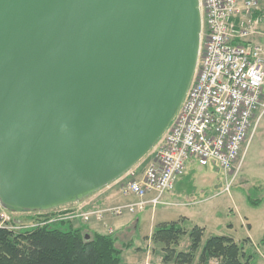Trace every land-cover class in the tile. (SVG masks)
<instances>
[{
  "label": "water",
  "instance_id": "water-1",
  "mask_svg": "<svg viewBox=\"0 0 264 264\" xmlns=\"http://www.w3.org/2000/svg\"><path fill=\"white\" fill-rule=\"evenodd\" d=\"M199 0H0V206L78 202L133 167L192 80Z\"/></svg>",
  "mask_w": 264,
  "mask_h": 264
},
{
  "label": "built area",
  "instance_id": "built-area-1",
  "mask_svg": "<svg viewBox=\"0 0 264 264\" xmlns=\"http://www.w3.org/2000/svg\"><path fill=\"white\" fill-rule=\"evenodd\" d=\"M199 7L200 46L187 92L153 146V159L121 187L137 199L94 210L44 211L51 213L47 222L87 221L106 211L118 215L155 206L193 161L200 166L213 161L227 172L235 167L257 113L264 111V46L250 40L260 33L264 10L260 0H199ZM10 213L0 206V228L34 225H22Z\"/></svg>",
  "mask_w": 264,
  "mask_h": 264
},
{
  "label": "rangeland",
  "instance_id": "rangeland-1",
  "mask_svg": "<svg viewBox=\"0 0 264 264\" xmlns=\"http://www.w3.org/2000/svg\"><path fill=\"white\" fill-rule=\"evenodd\" d=\"M263 34L264 24L252 41L264 46ZM262 36L263 41H260ZM256 117L242 147L239 161L231 171L223 170L213 161L205 166L193 161L187 166L185 176L178 180L173 190L165 192L155 206L147 204L141 211H124L118 215L108 211L103 214L101 218L106 216L107 225L114 226L107 232L117 238V246L120 247L125 242L132 245L125 249L129 250L127 255L131 254L133 257L127 259L125 254L122 264H174L163 261V244L155 242L151 235L158 224L179 219L186 229L195 224L204 227L202 242L210 235L230 236L237 243H243L249 237L254 246L248 245V241H245V246L256 253L252 262L264 264V244L260 243L264 235V111L258 112ZM152 149L109 184L113 183V188L120 189L132 178L131 172L139 176L148 164ZM119 193L120 197L123 196L120 204L137 199L135 195L124 194L122 190ZM248 196L258 200L259 205L250 204ZM70 204L72 203L48 211L55 214L68 212L73 210L69 208ZM11 218L22 225L29 223L26 220L28 215L21 213H12ZM77 220L80 219L73 222ZM189 244V236L183 234L175 249L186 251ZM208 264L217 262L212 259Z\"/></svg>",
  "mask_w": 264,
  "mask_h": 264
},
{
  "label": "trees",
  "instance_id": "trees-1",
  "mask_svg": "<svg viewBox=\"0 0 264 264\" xmlns=\"http://www.w3.org/2000/svg\"><path fill=\"white\" fill-rule=\"evenodd\" d=\"M248 201L254 206L260 203L250 196ZM21 214L28 215L26 220L34 225L17 230L0 228V264H122L123 251L132 246L124 241L119 247L113 234L90 232L71 220L47 222L50 212ZM183 234L189 236L190 244L186 251H179L175 247ZM203 235L204 227L195 224L186 229L177 220L158 224L151 238L163 244L166 263L208 264L214 259L217 264H254L256 253L245 246V241L252 245L249 237L237 243L230 236L210 235L202 242ZM260 243L264 244V235Z\"/></svg>",
  "mask_w": 264,
  "mask_h": 264
},
{
  "label": "crops",
  "instance_id": "crops-1",
  "mask_svg": "<svg viewBox=\"0 0 264 264\" xmlns=\"http://www.w3.org/2000/svg\"><path fill=\"white\" fill-rule=\"evenodd\" d=\"M260 1L262 3V7L264 8V0H260ZM263 36H264V34H263ZM263 36L261 38H259L260 41H261V39L263 41ZM252 39L255 40V36H253L250 40L252 41ZM152 159H153V156H150L148 158L147 162L149 163ZM112 185H113V183L99 189L98 191L94 192L93 194L89 195L88 197H86V198H84L78 202H74L75 204L74 203L70 204L69 208L70 209L80 208L83 210H88V209L94 210V209H98V208H104L107 206L109 207V206H115V205L120 204L121 200H122L121 197H123V196L120 197V193H119L121 188L120 189L113 188ZM107 221L108 220H107L106 216L103 217V219H102L101 217H97V216L93 215L86 222L85 221L82 222L80 220L79 221L77 220V222H73V224L75 226H80V225L84 226L90 232L95 231V232H100V233H108L107 230L109 228H114V226L109 225V224L107 225ZM249 243L254 245L253 241L250 238H249ZM128 251H129L128 249L123 251V258H124L125 254L128 257L127 259H131L133 257V255H131V254L127 255Z\"/></svg>",
  "mask_w": 264,
  "mask_h": 264
},
{
  "label": "flooded vegetation",
  "instance_id": "flooded-vegetation-1",
  "mask_svg": "<svg viewBox=\"0 0 264 264\" xmlns=\"http://www.w3.org/2000/svg\"><path fill=\"white\" fill-rule=\"evenodd\" d=\"M9 211V210H8Z\"/></svg>",
  "mask_w": 264,
  "mask_h": 264
}]
</instances>
